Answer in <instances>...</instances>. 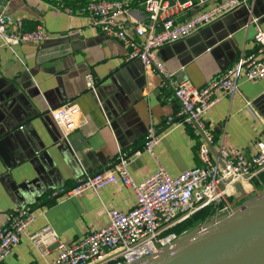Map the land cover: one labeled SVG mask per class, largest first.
<instances>
[{"label": "crops", "instance_id": "obj_1", "mask_svg": "<svg viewBox=\"0 0 264 264\" xmlns=\"http://www.w3.org/2000/svg\"><path fill=\"white\" fill-rule=\"evenodd\" d=\"M62 1L74 7L89 0ZM221 1L208 0L203 7L187 9L185 16ZM3 12L22 18L25 30L42 26L50 38L12 48L0 43V230L11 213L31 207L36 216L29 232L50 225L61 243L71 244L109 222L105 206L130 211L136 195L121 181L105 187L100 196L62 194L76 185L84 171L106 172L120 150L131 156L130 174L137 182L160 164L172 175L200 165L198 139L183 126L165 130L153 154H135L143 148L148 127L164 126L180 105L162 87L159 75L143 70L140 61H129V48L95 27L89 15L68 14L44 0H8ZM131 15L148 22L137 3ZM258 26L264 30V0H246L192 36L162 47L159 58L178 80L187 78L204 87L239 56L256 50ZM90 73L97 82L95 92L86 85ZM241 90L233 99L222 95L207 121L217 144L252 155L257 143L264 141V78L243 80ZM70 101L78 104L80 113L77 127L65 141L47 114L50 107ZM253 180L243 186L250 196L259 195ZM53 192L57 196L51 197ZM233 198L239 204L246 196L238 191ZM57 252L55 244L42 253L24 235L0 264H53Z\"/></svg>", "mask_w": 264, "mask_h": 264}, {"label": "built area", "instance_id": "obj_2", "mask_svg": "<svg viewBox=\"0 0 264 264\" xmlns=\"http://www.w3.org/2000/svg\"><path fill=\"white\" fill-rule=\"evenodd\" d=\"M44 1L71 15H89L95 27L129 48V61L140 59L147 70L159 75L162 87L171 91L178 101V111L167 117L164 126L153 123L148 127L143 148L135 154L141 151L153 154L165 130L175 125L183 126L190 128L198 139L200 165L172 175L160 164L152 175L137 182L130 174L131 156L120 150L106 172L90 174L84 171L76 185L62 194L66 198L87 192L100 196L105 187L121 181L136 195L130 211L105 206L109 222L71 244L61 243L59 233L50 225L29 232L28 226L36 216L31 207L14 211L0 230V263L14 252L24 235H28L42 253L58 244L53 264L138 263L166 247H174L189 230L177 232L174 229L204 208L211 207L213 216L202 223L232 211L238 205L233 198L239 191L237 185L244 186L264 171V141L257 143L252 155L242 150L229 151L217 144L207 116L222 95L233 99L241 94L243 80L264 78V30L257 27L255 51L239 56L222 75L204 87L193 85L187 78L178 80L176 72L165 67L158 52L162 47L186 39L220 20L246 0H224L189 17L185 16L187 9L203 7L208 0L184 3L180 0H89L74 7L65 5L62 0ZM172 1H175L174 5ZM134 3L144 9L147 23L131 17ZM49 38L42 26L28 31L24 29L22 18L0 12L1 46L12 48L22 42ZM1 68L0 55V71ZM85 81L87 88L95 92L97 82L93 74H88ZM79 113V106L73 101L48 110L66 139L77 127ZM57 194L53 192L51 197Z\"/></svg>", "mask_w": 264, "mask_h": 264}, {"label": "water", "instance_id": "obj_3", "mask_svg": "<svg viewBox=\"0 0 264 264\" xmlns=\"http://www.w3.org/2000/svg\"><path fill=\"white\" fill-rule=\"evenodd\" d=\"M7 2L0 0V12ZM237 187L246 199L232 211L188 230L174 247L133 264H264V190L250 196L242 185Z\"/></svg>", "mask_w": 264, "mask_h": 264}, {"label": "trees", "instance_id": "obj_4", "mask_svg": "<svg viewBox=\"0 0 264 264\" xmlns=\"http://www.w3.org/2000/svg\"><path fill=\"white\" fill-rule=\"evenodd\" d=\"M259 175H261L262 179L264 180V171L262 173H260ZM212 216H213L212 208L211 207L204 208L203 210H201L198 213H196L195 215H193L190 219H188L184 223L177 226L174 230L177 232H182L186 229H189V228H192L193 226H195L197 224L196 223L197 221H199L201 223V222L211 218Z\"/></svg>", "mask_w": 264, "mask_h": 264}, {"label": "rangeland", "instance_id": "obj_5", "mask_svg": "<svg viewBox=\"0 0 264 264\" xmlns=\"http://www.w3.org/2000/svg\"><path fill=\"white\" fill-rule=\"evenodd\" d=\"M86 1H87V0H86ZM252 185H253V187H255L254 185L257 186L256 190H257V192H258L259 194L262 192L261 189H262V188L264 189V180L262 179L261 175L257 176V177L253 180ZM258 190H260V191H258ZM257 195H258V194H257ZM196 223H197V224H196L195 226H193L192 228L197 227V226L200 225L202 222L200 223L199 221H197ZM192 228H189V230L192 229Z\"/></svg>", "mask_w": 264, "mask_h": 264}]
</instances>
